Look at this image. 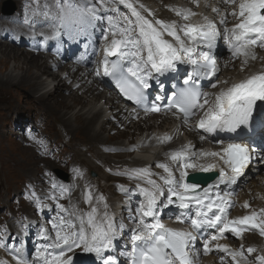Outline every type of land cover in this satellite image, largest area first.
Returning a JSON list of instances; mask_svg holds the SVG:
<instances>
[{"label": "snow or ice", "instance_id": "6c2138e0", "mask_svg": "<svg viewBox=\"0 0 264 264\" xmlns=\"http://www.w3.org/2000/svg\"><path fill=\"white\" fill-rule=\"evenodd\" d=\"M34 2L36 7L31 16H25L24 23L30 28L49 24L51 34L41 33L43 41L67 37L91 42L99 33L104 41L99 69L114 82L119 96L146 114L172 112L185 124L202 113L194 127L211 136L221 148L195 152L191 145H185L168 154L170 163L155 164L162 173L153 172L150 167L116 172L136 181L134 190L121 188L129 195V214L119 219L108 214L103 196L95 197L93 205L90 190L84 192V203L90 206L88 212H79L75 206L69 211L60 203L70 189L56 181H52L51 190L44 197L29 192L27 199L38 211L48 209L55 215L47 220L50 228L36 225L39 242L33 245L34 258L32 253L25 254L24 241L31 225L20 222L23 234L7 236V240L15 242L9 248L15 264H76L77 250L93 254L95 264H197L202 237L204 255L216 251L225 254L220 257V264H249V257L257 251L255 247L245 249L241 245L232 249L218 241L228 233L241 238L253 230L264 237V208L230 219L232 193L221 185L230 189L249 171H264V120L256 122L254 116L260 107L258 102H264V70L215 92L202 89L218 88L213 82L220 71L213 55L218 39L226 40L232 59H241V71L249 60L257 59V47L264 49V0H221L225 5L231 4L233 11L220 15L218 23L207 16L200 23H192L191 18L197 13L171 7L184 21L181 24L155 18L150 9L135 0H46L43 6L39 0ZM192 2L198 5V0ZM212 11L220 13L218 7ZM228 15L236 18L231 28L227 27ZM181 65L190 67V71L188 67L181 69ZM99 69L97 75L101 74ZM181 71L185 77L182 85L178 82ZM165 80L177 83L168 88ZM153 89L157 90L155 96ZM245 130L250 131L245 134ZM221 133L233 135H227L229 142L224 143L217 139ZM205 138L200 136L201 140ZM171 139L165 135L157 141L165 143ZM208 157L216 158L223 167L218 178L205 187L196 173L217 170L215 163L198 162ZM254 164L261 167L254 168ZM133 192L136 199L142 198L138 204L130 195ZM44 199L52 203H44ZM241 207L250 208L249 202ZM170 213H176L181 224L190 222L189 230L166 227L161 220ZM125 219L135 227L127 228ZM8 247L6 242H0V248ZM0 264L8 261L0 260ZM252 264H264V254L256 255Z\"/></svg>", "mask_w": 264, "mask_h": 264}, {"label": "bare ground", "instance_id": "6f19581e", "mask_svg": "<svg viewBox=\"0 0 264 264\" xmlns=\"http://www.w3.org/2000/svg\"><path fill=\"white\" fill-rule=\"evenodd\" d=\"M5 1L0 0V91L7 96V100L0 101V139L7 137L6 131H4L6 122L21 126L28 117V123L34 121L33 141L28 148L20 150L21 154H28L23 156V162L29 171L36 174L42 173L43 177L41 178H50V186L52 181H56L50 172L57 168L69 171V180L65 187L69 188L70 192L60 200V203L69 208V211H72V206H75L79 212L90 211V206L84 203V192L90 190L94 197L93 205H95V197L103 196L104 202L108 206L106 210L114 219H119L121 216L127 217L129 213L123 209L127 206L126 201L123 203L126 197L125 192L118 191L113 183L104 189L102 182L104 184L108 180H113L128 184L129 181L130 185H125L126 187L123 189H132L135 188V180L115 173L140 167H150L153 172L162 173V169H157L155 164L158 162L170 163L168 154L185 145H191L195 152L220 150L219 147L205 149L206 145L200 139V136L205 134L194 127L198 116L202 113H198L189 123L185 124L182 119L178 122L173 116L145 115L143 118H138L128 111V107L124 106L107 79L102 75V69H99L98 56L104 47V41L99 33L92 38L91 42L78 43V41L63 37L60 40V47L54 46L53 41L57 43V40L45 42L41 36V33L51 34L52 28L49 24L44 27L36 25L34 28L26 29L20 28L19 23L13 25L11 23L14 20L19 22L17 15L27 13L31 16L32 9L36 7L34 0H9L15 2L17 12L8 18L4 16L5 13L2 10ZM31 2L34 5L30 7L28 4ZM135 2L150 9L155 14V18L169 22L175 21L178 24L184 23V21L170 10L171 7L191 9L197 13L191 18L190 22L192 23L202 22L204 16L218 23L220 15L233 11L231 4L225 5L221 0H198V5L194 4L192 0H135ZM40 5L43 6L44 3L40 2ZM213 7H218L220 13H214ZM122 11L126 10L122 8ZM38 19L42 20V17ZM227 21V27L231 28L236 23V18L228 15ZM20 33H23V36ZM24 35L29 37L26 39ZM37 41L41 42L40 45ZM76 43H78L79 49L74 55L73 49L76 48ZM80 49L83 52L76 57ZM94 49H97V56L92 58ZM255 52L257 59L249 60L247 66L241 71V59L238 58L234 64L226 40L218 39L213 55L220 69L218 74L221 73V75L217 80L218 83L215 82L216 80L213 81L217 83L218 88L213 90L209 86L210 92L226 88L264 70V49L257 47ZM89 53L87 63L80 59L81 56H86ZM62 63H69V65L60 68ZM185 67L188 66H180L181 69ZM222 68L231 70L224 74ZM98 69L101 71L100 75H97ZM181 73L183 72L181 71ZM225 80H227V84L224 83ZM18 105H23L27 109L28 115H18L17 111L14 112ZM262 109H264V104L254 112L256 122L264 120V110ZM53 124H57L60 131L51 132ZM42 127L47 128L48 132L43 131ZM249 131L245 130V134H248ZM7 132L20 136L19 139L23 137V134H19L17 131L7 130ZM165 135L171 136L172 139L165 143H159L157 138ZM59 137L61 138L59 139ZM110 153L115 155L116 159L108 158ZM82 157L90 159V161L80 160L79 158ZM5 160L3 151L0 149V177L3 173L10 171L5 165ZM76 161L84 166H79L80 164ZM98 162H103L105 166L97 165ZM198 162L217 164L218 175L219 169L223 167L222 162L212 157L202 158ZM253 167L258 169L261 166L254 164ZM91 169L97 171L99 176L97 175L98 179L90 182V178H84L82 173L85 170L89 172ZM103 170L108 174H105ZM189 171L191 172V170ZM47 172L49 174L46 176ZM253 172L256 173L252 174ZM176 175H178V171ZM252 177L254 180L248 183ZM153 178L158 179V177ZM5 183H7V178H5ZM92 184L95 188H92ZM37 185L40 190L37 195L46 196L45 187L44 192L43 186L40 183ZM240 187H245V189L241 191ZM221 188L232 193L229 199L234 206L228 213L230 219L248 214L251 210L258 211L264 208V171H249L248 175L241 178L237 185H233L230 189L221 185ZM25 189L27 190V188ZM130 195L136 200V195L133 193ZM245 201L249 202L250 208L241 207ZM49 202L51 203V201ZM104 211L103 204H101L100 212ZM168 221L179 223L176 213L163 215L161 222L166 224ZM123 222L127 223V228L135 227L127 219ZM179 224L180 226L177 225L179 230H189L190 228V222ZM128 235L130 236L131 233L129 232ZM241 238L242 240L228 233L218 243L227 244L232 249H239L241 245L245 249L255 247L256 252L264 254V237L260 241L254 240L248 231ZM232 239H236L237 243H231ZM202 243L203 237L200 244L202 245ZM198 247L200 255L197 264H220V257L225 255L216 251L204 255L202 246L198 245ZM90 255L93 258L89 264H95L94 255ZM226 259L230 260V257H226ZM0 260L8 261V264H15L12 255L7 257L1 250ZM249 264L252 262L249 261Z\"/></svg>", "mask_w": 264, "mask_h": 264}, {"label": "rangeland", "instance_id": "374dc122", "mask_svg": "<svg viewBox=\"0 0 264 264\" xmlns=\"http://www.w3.org/2000/svg\"><path fill=\"white\" fill-rule=\"evenodd\" d=\"M42 1L44 4L46 3V0H39V2H42ZM6 2L15 3L14 1H9V0H6L3 3H6ZM33 5H34V3H32V2H31V4H28V6H30V7ZM2 9H3V7H2ZM3 13H4V11H3ZM8 17L9 16H7V18ZM11 23L13 25L15 23L18 24L19 22L14 20ZM39 26L44 27V26H47V24H42ZM42 29H45V28H42ZM20 35L23 36V33H20ZM26 37H27V35L26 36L24 35V38H26ZM57 41H58L57 42L58 44L53 41V45L60 47V40H57ZM37 43H38V45H40L41 42L37 41ZM77 49H79L78 46H76V48L73 49L74 55H75V52ZM82 52L83 51L80 49V51L78 52L76 57L80 56L82 54ZM256 52H258V50H256ZM44 56H45V54H44ZM95 56H96V53H94L92 58ZM88 58H89V56H86V57L83 56L80 59L82 61H86V63H87ZM233 61L235 64V62H237V59H235V60L233 59ZM68 65H69V63H67V64L62 63L60 68H62L63 66H68ZM230 70H231L230 68H222V72L224 74ZM53 71H57V70H53ZM220 75H221V73H220ZM6 97L7 96H5L3 94V92L0 91V101L3 102V100H5V99L7 100ZM258 103H259L260 107L262 104H264V102H258ZM260 107H258L257 109L259 110ZM256 110L254 112H256ZM15 111H17L18 115H24V116H25V114L28 115V111L23 105H18V107L14 110V112ZM21 111H23V113H21ZM33 117H34V115L32 116V118ZM28 119H29V117L26 119V121H25L26 123L24 122L21 126H16L15 123H13L11 125L8 122H6V119H5L6 123H5L4 131H6L7 137H5L4 139H0V149L3 151V154H4L5 159H6L4 162H5L6 167H8V169L10 170L8 172L3 173L0 177L1 178L0 179V181H1L0 182V242H6L9 245L8 248H0V250L2 252H4V254H6L7 257H11L12 253L9 251V248H11L13 243H15L14 241L7 240V236L8 235L16 236L18 234H23V229H21V223H20V222H23V224H25V225H31V227L28 228L27 239L24 241V243H25V254L27 255L28 253H32V256L34 258V247H33V245H34V243L39 242L37 239V236H36V233L38 231V228L36 227V225L42 224V225L50 228V225L47 223V220L50 218V216L55 215V211H52L51 213H49L48 209H45L44 212L41 213L40 211H38L36 209L35 204L30 203L26 197L28 195V193L31 191H35L36 193H38L40 191L38 189V185H37L39 183L43 186V189L45 187L47 193L49 192V190H51V186L49 184L50 178L44 179V178H41V177H43V175L41 176L42 173L36 174L32 171H29L27 169L28 167L25 166V164L23 162V160H24L23 156H27L28 154L24 153V155H23V154H21L20 150H21V148H25V147L28 148L29 144L33 141V136L35 134V125H33L34 121H31V123H28ZM8 121H9V119H8ZM56 125H54V124H53V126L51 125V132L58 131V130L60 131V128H58V125L57 126ZM13 126H15L16 128ZM42 129H43V131L48 132L47 128L45 129V127H42ZM7 130L8 131L11 130L12 132L17 131V132H19V134H23V137L20 138L22 141L19 139L20 136H16L13 133H8ZM60 138L61 137H59V139ZM68 139H70L69 136H68ZM64 141L67 142V140H64ZM135 141L136 140L134 139V142ZM49 156H50V154H49ZM114 156L111 154L108 158L116 159V158H114ZM79 159L82 161H86V160L90 161V159H85L83 157L79 158ZM78 164H80L79 166H84V164H81V163H78ZM103 164H104L103 162L97 163V165H99V166H105V164L104 165ZM61 165L64 166V164H61ZM66 170L67 169L57 168L50 173L53 174V178H54V180H56L58 182V184H64L65 183L64 186H66V184H68L67 182L69 180V171H66ZM91 170L89 172L87 170H85L82 173V176L84 178L85 177L90 178V182L92 180L98 179V176H99V173L97 171H95V170L91 171ZM57 171L60 172L61 174H59ZM103 172H105V174H108L104 170H103ZM254 173H256V172H253L252 174H254ZM48 174H49V172L45 173L46 176ZM92 174H94V175H92ZM5 178H7V183H5ZM33 180H34V182H33ZM253 180H254V177H252L248 183H250ZM110 183L111 184L113 183V186L118 191H122L121 188H125L126 187L125 185H130L129 181L127 184V183H122L120 181H113V180H108L106 183L103 184V182H102L101 184L103 185L102 187L104 189H106V186L110 185ZM34 187H35V189H34ZM93 187L95 188V186L92 184V188ZM25 188H27V190ZM45 189L43 190L44 192H45ZM132 189L134 190L135 188H132ZM237 189L239 190V187ZM240 189H241V191H243L245 189V187H240ZM249 189H251V188H249ZM100 192H101V190H100ZM70 195H71V193H70ZM133 195H136V194L133 192ZM125 196L126 197H125V200H123V203H124V201H126L127 206L123 207V209L125 212H128L129 195H125ZM46 201L47 200H43L44 203H50L49 201H47V202ZM135 201L137 204L139 203V199H136ZM124 223L127 225L126 222H124ZM5 229H7L6 232L4 231ZM249 234L251 235V237H253L254 240H257V241H260V239L263 238L254 230L249 231ZM240 240H242V238H240ZM231 243H237V240L232 239ZM17 246H19V245H17ZM199 246L201 247L202 245L200 244ZM256 255H259V253L255 252V253L251 254V256L249 257V261L250 262L254 261ZM89 259H91V256L89 254L82 253L79 250L77 251V256L75 257L76 264H88Z\"/></svg>", "mask_w": 264, "mask_h": 264}, {"label": "water", "instance_id": "95a60500", "mask_svg": "<svg viewBox=\"0 0 264 264\" xmlns=\"http://www.w3.org/2000/svg\"><path fill=\"white\" fill-rule=\"evenodd\" d=\"M209 180H211V177L205 179V180H204V183L207 182V181H209ZM204 183H203V184H204Z\"/></svg>", "mask_w": 264, "mask_h": 264}]
</instances>
